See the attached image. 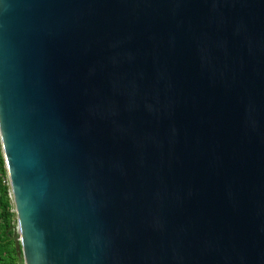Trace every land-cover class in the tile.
<instances>
[{"label": "water", "instance_id": "1", "mask_svg": "<svg viewBox=\"0 0 264 264\" xmlns=\"http://www.w3.org/2000/svg\"><path fill=\"white\" fill-rule=\"evenodd\" d=\"M0 140L24 264H264V0H0Z\"/></svg>", "mask_w": 264, "mask_h": 264}, {"label": "trees", "instance_id": "2", "mask_svg": "<svg viewBox=\"0 0 264 264\" xmlns=\"http://www.w3.org/2000/svg\"><path fill=\"white\" fill-rule=\"evenodd\" d=\"M16 222V213L0 140V264H24L17 254L14 241L10 239V235L13 233V229L10 228Z\"/></svg>", "mask_w": 264, "mask_h": 264}, {"label": "rangeland", "instance_id": "3", "mask_svg": "<svg viewBox=\"0 0 264 264\" xmlns=\"http://www.w3.org/2000/svg\"><path fill=\"white\" fill-rule=\"evenodd\" d=\"M13 225L16 226V223H15V224L13 223ZM13 225H12V226H13Z\"/></svg>", "mask_w": 264, "mask_h": 264}]
</instances>
